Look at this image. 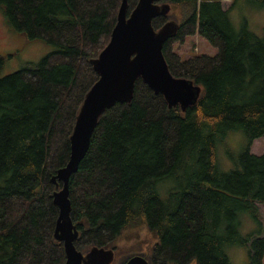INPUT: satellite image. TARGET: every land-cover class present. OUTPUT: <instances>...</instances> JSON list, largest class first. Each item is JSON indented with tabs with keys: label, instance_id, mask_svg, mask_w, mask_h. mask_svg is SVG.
Wrapping results in <instances>:
<instances>
[{
	"label": "trees",
	"instance_id": "trees-1",
	"mask_svg": "<svg viewBox=\"0 0 264 264\" xmlns=\"http://www.w3.org/2000/svg\"><path fill=\"white\" fill-rule=\"evenodd\" d=\"M138 0H127L129 14ZM122 0H0L9 26L52 50L36 64L0 76V264H65L53 238L58 209L51 179L69 159V138L85 95L98 80L90 60L110 40ZM264 10V0H233ZM181 12L162 53L170 74L201 88L194 106L168 108L140 79L132 101L99 118L89 148L68 182L75 247L108 248L126 228L144 225L155 242L150 264H232L226 248H246L263 264L264 31L236 30L221 0H156ZM169 16L152 20L155 30ZM197 34L214 56L182 60L172 43ZM3 60L0 58V70ZM242 131L245 150L220 172L217 145ZM181 188L162 196L161 184ZM242 215L257 229L241 235ZM113 247V246H112ZM112 249V248H110ZM85 252V253H86Z\"/></svg>",
	"mask_w": 264,
	"mask_h": 264
},
{
	"label": "water",
	"instance_id": "water-1",
	"mask_svg": "<svg viewBox=\"0 0 264 264\" xmlns=\"http://www.w3.org/2000/svg\"><path fill=\"white\" fill-rule=\"evenodd\" d=\"M156 0H138L128 14L127 0H122L110 40L96 59L90 60L98 80L85 95L76 116L70 141L67 164L51 179L61 183L52 195L58 209L53 238L63 245L65 264H112L114 250L91 247L82 253L75 247L79 232L70 217L68 182L89 148L92 133L102 114L115 104L132 101L135 82L140 79L156 95L161 94L168 108L179 107L184 112L200 98L201 88L190 80L173 77L162 53L163 44L174 38L179 26L168 21L155 30L152 20L167 16L169 4ZM125 264H149L142 256H133Z\"/></svg>",
	"mask_w": 264,
	"mask_h": 264
},
{
	"label": "rangeland",
	"instance_id": "rangeland-1",
	"mask_svg": "<svg viewBox=\"0 0 264 264\" xmlns=\"http://www.w3.org/2000/svg\"><path fill=\"white\" fill-rule=\"evenodd\" d=\"M232 2L233 0H221L222 8L229 11V18L233 27L239 30L246 25L250 32L259 37L262 36L264 31V10H254L242 2L231 8ZM168 16L169 21H174L177 24L181 20V12L175 7L172 8ZM51 50V46L45 42L41 40L27 41L22 35L14 31L7 23L0 8V58L3 60L0 70L1 77L10 75L27 64L40 62ZM172 51L182 60L195 55L214 56L217 53L216 48L209 45L207 41L197 34L186 37L182 43L173 42ZM246 144L247 139L242 131H234L226 135L223 141L217 145V162L220 172H228L233 168V162L245 150ZM249 151L257 156L262 155L264 153V137L253 140L249 146ZM169 180L159 186L162 196H167L170 191H178L181 188L177 180ZM256 206L260 219L264 222V203H256ZM240 219L242 221L239 227L241 235L244 236L257 229L255 222L248 218L247 215H242ZM154 242L155 239L144 225L126 228L119 239L114 242L113 247H108L114 250V261L112 264H123L133 256H142L147 260L150 257ZM85 252V250L82 251V253ZM226 254L232 264H248L247 250L244 247L238 245L228 246Z\"/></svg>",
	"mask_w": 264,
	"mask_h": 264
},
{
	"label": "flooded vegetation",
	"instance_id": "flooded-vegetation-1",
	"mask_svg": "<svg viewBox=\"0 0 264 264\" xmlns=\"http://www.w3.org/2000/svg\"><path fill=\"white\" fill-rule=\"evenodd\" d=\"M126 261H127V260H126ZM126 261H125V262H126ZM125 262H124L123 264H125ZM148 262H149V261H148Z\"/></svg>",
	"mask_w": 264,
	"mask_h": 264
}]
</instances>
